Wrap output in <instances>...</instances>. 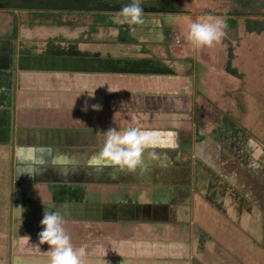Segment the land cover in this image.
Instances as JSON below:
<instances>
[{"label": "crops", "instance_id": "0c3cea01", "mask_svg": "<svg viewBox=\"0 0 264 264\" xmlns=\"http://www.w3.org/2000/svg\"><path fill=\"white\" fill-rule=\"evenodd\" d=\"M37 28V33L46 34L43 27ZM108 30L111 32V27ZM37 33L20 28L21 36L27 40L39 37ZM43 53H16L14 73L25 72L21 76L27 82L34 78L36 85L38 79L45 84L63 83L71 79L72 72L88 73L87 82L93 83L101 74L103 87L104 78L110 79L109 84L116 81L118 85L113 87H119L121 93L141 85L138 77L136 82L125 80L127 73H144L136 69L140 66L150 69L141 85H150V90L166 91L174 75L165 65L168 61L162 59L160 63L142 54L136 58H146L143 62L123 57L111 64L76 59L75 53L54 49ZM89 74H93V79ZM10 76L7 72L2 74L8 78L10 89L4 94L6 102L0 104L1 115L4 109L13 110L7 139L0 137V149L13 166L14 234L9 264H49L50 246L39 243L45 207L58 210L64 217L72 243L84 249L87 264H189L194 246L197 253L202 252L204 264H212L210 258H216L217 264H238L233 258L239 236L251 243V259L255 257L253 243L261 240L255 236V227L260 226V221L264 224V187L258 188L257 183L264 179V171H257L249 163L252 153L257 152L251 149L249 140L245 153L237 141L223 136L221 142L213 136L201 141L204 131L200 134L191 112H184L179 106L163 111L116 110L104 100L100 102L101 92H50L27 88L24 80L20 82L25 86L22 91L17 87L19 80ZM94 105L101 110H93ZM130 125L175 135L170 140L165 137V145L156 149L161 156L159 161L145 160V175L90 167L89 159L99 150L97 131ZM211 125L213 122L203 129L208 131ZM261 156L264 160V154ZM72 165L76 168H66ZM250 166L256 170V181L255 173L246 170ZM74 184H82L83 188ZM19 207L24 209L22 215L16 210ZM225 230L230 232L225 234ZM25 236L31 239H22Z\"/></svg>", "mask_w": 264, "mask_h": 264}, {"label": "rangeland", "instance_id": "374dc122", "mask_svg": "<svg viewBox=\"0 0 264 264\" xmlns=\"http://www.w3.org/2000/svg\"><path fill=\"white\" fill-rule=\"evenodd\" d=\"M96 1L104 5H120L121 7L131 3V0ZM17 2L19 0H0V104L6 102L5 95L10 89L7 84L8 78L2 77V74L7 72V74H11L10 77L13 76V80L15 78L19 80L17 84V87L20 86L19 89L25 87L21 86L20 83L24 80L22 83H25L27 88H41L50 92L76 90L101 92L103 96L100 97V102L104 100L106 105L116 110L157 111L161 109L163 111L173 109V107L175 110V107L178 108L179 106L182 111L191 112L193 121L196 120L197 127H200L199 133L204 131L199 138L201 141L211 140L213 136L218 142H221L224 137L233 142L237 141V145L242 148L241 151L246 147L247 140L254 141L251 149L260 151V153L258 152L259 155H257V152H253L252 162H247L257 171H264V160L261 156L264 154V0H141V7L151 10H144L145 22L142 25H129L123 22V18H121V22H117L116 15L118 12L64 13L43 11L42 15L39 13L34 16H43V21L59 18L63 24L76 26L72 31H76L78 34L82 30L79 27L84 25L113 26L110 36L113 43L105 48L106 51L117 52L114 56L120 58H135L141 55L140 51H144L142 54L152 60L160 63L162 59L168 61L165 65H168L174 75L172 83L169 85L170 87L167 86L166 91L162 89L160 91L150 90L148 89L150 85L142 87L141 85L145 84L146 77L144 76L146 74L132 75L127 73L125 80L130 79L136 82V77H138L140 78L138 84L141 85H138V89H136L137 87L132 88L136 89L134 91L124 93H121L119 87H113L118 85L116 81L110 85V79L104 78L106 87H103L101 74L95 78V81L93 80V83L87 82L88 73L72 72L69 73L71 79L64 80L63 83L45 84L42 83L41 79H38V85H36L33 82L34 78L27 82V79L21 76L25 72L14 73L12 69L14 55L16 53L20 55L34 53L37 55L39 52H43L42 42L38 39L43 41L46 37V34H42L38 35L37 38H32V40H27L26 37L21 38L20 28L22 25L24 29L31 26L27 20L31 21L33 14L2 7L3 4ZM157 10L165 13L157 12ZM201 16L220 17L227 24L226 36L221 43L212 48L197 49L187 40L190 23ZM43 24L48 26L47 23ZM118 31L120 34H117ZM117 35L121 37L122 44L115 45ZM93 44H90L87 50L96 46ZM227 64H230L229 68L233 71L229 68L227 71ZM12 73L14 74L12 75ZM89 78L93 79V74H89ZM121 100H125L124 103ZM4 110V113L0 114V137L7 139V124L13 123L11 117L13 110L11 108ZM211 122L213 125L209 127L210 130H204L203 126H210ZM187 134L190 133L187 131ZM251 149L249 151H252ZM0 150V264H9V247L12 244L11 238L14 234L11 225L13 203L11 172L13 166L3 149ZM261 151L263 152L261 153ZM243 152L245 153V151ZM224 155L225 153L222 154L223 157ZM238 165L240 166L241 163ZM252 166L250 169H245L255 173L256 181V170L252 169ZM66 168L73 170L76 167L72 165ZM116 175H118V171ZM259 183H257L258 188L262 189L264 179ZM74 186L83 188L82 184H74ZM256 190L258 189L256 188ZM191 222L197 226L196 221L191 219ZM258 224L260 226L256 225L255 236L261 240L256 239L257 242L253 243L255 257L251 259L252 251L248 248V246L251 247V243H246L243 236H239L237 238L239 241H236L235 245L237 250L236 257L233 258L234 262L251 264L253 260L252 264H264V224L262 221ZM224 232L227 234L230 231L225 230ZM194 251L195 246L189 253V264H204L201 258L202 252ZM244 257L249 259L245 260ZM210 262L217 264V259L210 258Z\"/></svg>", "mask_w": 264, "mask_h": 264}, {"label": "clouds", "instance_id": "9594fccd", "mask_svg": "<svg viewBox=\"0 0 264 264\" xmlns=\"http://www.w3.org/2000/svg\"><path fill=\"white\" fill-rule=\"evenodd\" d=\"M144 16L141 0H131L130 4L120 9L116 20L121 22V18H123V22L129 25H142L145 22ZM226 28L227 24L220 17L201 16L190 23L187 40L197 49L212 48L222 42L226 36ZM84 110L87 111V105ZM93 110L99 111L101 107L94 105ZM132 119L135 120L136 117L133 116ZM174 135L175 133L170 131L165 132L132 125L124 129L110 127L106 131H97L99 150L89 159L88 165L101 170L113 168L122 174L145 175L148 171L145 160L159 161L161 156L156 149L165 145V137L170 140ZM254 143L249 140L250 145ZM16 210L21 215L24 211L22 207L16 208ZM65 224L66 221L58 210L49 211L45 207L41 221L43 231L39 233V243L50 246V250L47 252L50 257L49 264H87L84 249L74 247ZM22 239L30 240L31 238L25 236Z\"/></svg>", "mask_w": 264, "mask_h": 264}, {"label": "flooded vegetation", "instance_id": "af4514ba", "mask_svg": "<svg viewBox=\"0 0 264 264\" xmlns=\"http://www.w3.org/2000/svg\"><path fill=\"white\" fill-rule=\"evenodd\" d=\"M64 1L65 0H19V2H46V3H52V2L63 3ZM94 2H97V1L94 0ZM22 11H25V12L27 11L33 14L32 20L31 21L27 20L29 25H31L30 27H28V30H32V32L36 34L37 33L36 28L43 27L42 29L44 30V33L47 34V37H45L46 39H44L43 41L41 39H38V41L42 42L41 46L44 48L43 52L45 53L47 50L49 51V49H54V51L56 52L66 51V53H69V52L75 53V55L78 56L76 57V59H85V60L88 59L92 63L108 62V63L114 64L116 63L115 61L123 60V58L119 59L120 58L119 56L114 57L116 59L112 58L117 52L111 53V52L106 51L105 49L106 47L110 46L111 43H113L111 42V39H110L111 32L108 30L110 29L109 26H100V27L91 26V25L80 26L79 29H82V30L80 31V34H78V32L72 31L73 29L76 28V26L72 24H65V23L63 24V21L61 19L59 20V18H56L53 20L47 17L49 20L43 21L42 20L43 16L34 17L35 15H38L39 13L42 15L43 11H47V10H22ZM146 11H151V10H146ZM158 11H161V10H158ZM52 12L81 13L78 11H52ZM43 23H47L48 26L44 25ZM111 28H113V26ZM37 34L41 35L40 33H37ZM73 34H76V35H73ZM117 34H120L119 31ZM21 35L22 34H20V36ZM21 38H24V37L21 36ZM116 40L117 41L115 42V45H118L119 43L121 44L123 43L122 41H120L121 37L120 36L118 37V35L116 37ZM92 43H94L93 45H96V46H93V48L87 50V48H89V45L90 44L92 45ZM43 52H39L38 54L39 55L44 54ZM139 53L142 54L143 51H140ZM129 58H130L129 60L131 59L133 61L139 60V62H143V60L146 59L143 57L141 58L129 57ZM140 65L141 64H137V66H140ZM136 69L137 70L140 69L144 71L142 75L143 74L147 75L148 70H150L147 66H140Z\"/></svg>", "mask_w": 264, "mask_h": 264}, {"label": "water", "instance_id": "95a60500", "mask_svg": "<svg viewBox=\"0 0 264 264\" xmlns=\"http://www.w3.org/2000/svg\"><path fill=\"white\" fill-rule=\"evenodd\" d=\"M3 8L11 10H47V11H78V12H119L120 5H104L94 0H65L63 3L17 2L3 4Z\"/></svg>", "mask_w": 264, "mask_h": 264}, {"label": "trees", "instance_id": "16d2710c", "mask_svg": "<svg viewBox=\"0 0 264 264\" xmlns=\"http://www.w3.org/2000/svg\"><path fill=\"white\" fill-rule=\"evenodd\" d=\"M235 14H237V13H235ZM229 65H230V64H227V66H226L227 71H228ZM229 69H230L231 71H233L231 68H229Z\"/></svg>", "mask_w": 264, "mask_h": 264}]
</instances>
